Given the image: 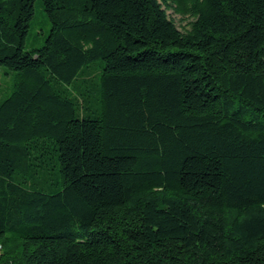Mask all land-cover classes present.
Instances as JSON below:
<instances>
[{
	"label": "trees",
	"instance_id": "16d2710c",
	"mask_svg": "<svg viewBox=\"0 0 264 264\" xmlns=\"http://www.w3.org/2000/svg\"><path fill=\"white\" fill-rule=\"evenodd\" d=\"M35 2L0 0V264H264V0H43L28 49Z\"/></svg>",
	"mask_w": 264,
	"mask_h": 264
},
{
	"label": "rangeland",
	"instance_id": "374dc122",
	"mask_svg": "<svg viewBox=\"0 0 264 264\" xmlns=\"http://www.w3.org/2000/svg\"><path fill=\"white\" fill-rule=\"evenodd\" d=\"M169 14L175 18L177 25L180 29L184 30L189 27L190 17H184L181 14L176 13L173 9H168ZM51 29V21L49 16L44 9L43 0H36L35 2V15L31 21V26L26 39V48H34L41 46L45 42V38ZM101 61L97 59L96 62ZM95 62H91L93 65ZM87 67V68H88ZM86 68V69H87ZM13 84V79L10 75L4 72V67L0 66V96L6 95Z\"/></svg>",
	"mask_w": 264,
	"mask_h": 264
},
{
	"label": "built area",
	"instance_id": "2783aa9c",
	"mask_svg": "<svg viewBox=\"0 0 264 264\" xmlns=\"http://www.w3.org/2000/svg\"><path fill=\"white\" fill-rule=\"evenodd\" d=\"M0 248H1V245H0Z\"/></svg>",
	"mask_w": 264,
	"mask_h": 264
}]
</instances>
